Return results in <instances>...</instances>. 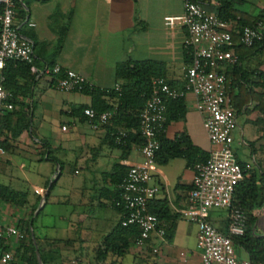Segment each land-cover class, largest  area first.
<instances>
[{
  "label": "crops",
  "instance_id": "obj_1",
  "mask_svg": "<svg viewBox=\"0 0 264 264\" xmlns=\"http://www.w3.org/2000/svg\"><path fill=\"white\" fill-rule=\"evenodd\" d=\"M203 1L208 12L216 13L219 0ZM232 1L236 10L249 16H256L263 8V0ZM14 11L15 29L32 48L35 72L30 71L35 77L29 95L18 96L27 105L24 112H29L30 129L9 141L8 152L28 154V162L44 165L45 169L35 173L33 182L18 180L34 189L31 200L24 205L30 210L20 208L24 210L15 215L18 207L0 204V224L14 225L20 234L17 239L2 241L0 253L9 252L12 264H27L24 259L29 256L30 246L37 264H202L201 250L196 245L198 230L191 220L194 209L186 201L194 167L187 166L182 157L164 163L155 159L149 167V185L157 188L151 202L165 204L167 222L174 226L171 238L152 235L146 247L138 249L130 237L120 255L117 252L121 238L115 236L109 246H103L102 238L112 233L123 217L112 204L118 191L114 180L141 163L140 153L137 146L126 150L112 144L109 129L104 126L91 129L84 113L72 115L70 111L88 107L90 97L79 92L55 95V77L45 72L57 65L76 72L90 87L101 91L112 89L116 83L117 63L155 61L164 66L163 79L171 88L180 89L189 62L183 49L186 32L182 0H14ZM229 49L233 52L232 44ZM240 66L262 74L261 79L255 74L249 77L252 92L262 95L264 52L245 57ZM18 81L25 82L23 78ZM102 101L107 105L115 103L108 96H103ZM183 106V117L165 125L164 139L172 141L182 134L192 146L208 153L211 147L191 94L185 95ZM238 120L243 128L236 138ZM232 138L240 167L257 178L264 177V107L260 100L235 111ZM40 140L54 151L61 168L45 159ZM116 164L123 168L113 176ZM54 166L58 171L65 167L69 177L61 180L59 173L52 176ZM38 202L41 205L35 213L37 220L32 221L34 228L30 224L28 237L20 227L26 221L25 213ZM227 214L226 210H210L206 219L219 233H226ZM255 231L264 235V197ZM152 249L156 252L152 253ZM237 258L247 259L241 248Z\"/></svg>",
  "mask_w": 264,
  "mask_h": 264
},
{
  "label": "built area",
  "instance_id": "obj_2",
  "mask_svg": "<svg viewBox=\"0 0 264 264\" xmlns=\"http://www.w3.org/2000/svg\"><path fill=\"white\" fill-rule=\"evenodd\" d=\"M183 26L186 36L183 49L189 58L184 68L181 89H173L161 77L151 80V91L138 114L137 132L141 138L138 146L142 162L129 167L117 186L118 197L114 206L123 212L120 226L135 227L137 237L133 245L143 249L152 235L163 239L164 225L156 216L147 212V205L153 199L157 188L149 185V167L155 161L159 149L158 135L164 130L166 102L194 97V109L200 115L202 125L210 144L208 159L194 165L192 188L187 194V204L194 209L192 222L197 226L196 245L201 250L202 264H251L247 259H238L233 252L232 237L244 232L245 217L242 208L232 202L234 188L242 180L245 169L237 163L233 153L232 130L235 127V112L225 94L224 68L236 63V55L229 49L232 33L238 35L239 43L252 46L264 32V21L253 26L235 28L232 22L220 20L216 13L205 9L203 0H182ZM14 0H0V70L8 61L21 62L32 67L31 46L23 41L14 28ZM45 72L55 77L54 88L60 92H81L90 88L86 80L71 70L55 65ZM113 91L119 93V84ZM12 95L3 87L0 74V115L11 112ZM84 116L91 129L103 126L114 114V109L97 113L89 108ZM126 131L114 134L113 141L121 145ZM227 211V232L219 233L206 219L209 210ZM20 234L14 225L0 224V243L17 239ZM156 249H152L155 253ZM9 252L0 253V264H12Z\"/></svg>",
  "mask_w": 264,
  "mask_h": 264
},
{
  "label": "trees",
  "instance_id": "obj_3",
  "mask_svg": "<svg viewBox=\"0 0 264 264\" xmlns=\"http://www.w3.org/2000/svg\"><path fill=\"white\" fill-rule=\"evenodd\" d=\"M218 3L219 7L216 10L217 17L222 21L232 22L236 29L242 26H253L258 20L264 21V0L263 8L256 16H249L236 10L233 6L232 0H219ZM231 44L233 47V53L237 57V61L232 65L225 66L223 71L225 78V94L228 103L231 105L234 112L241 110L246 104L255 100H260L264 107V101H262L264 91L262 95L257 96L252 92L249 86L250 76L255 74L257 79H261L262 74L257 73L255 70H245L240 66V63L245 57L258 55L264 52V32L262 33L261 39L256 41L250 47L241 45L239 43L238 35L232 33ZM185 56L188 58L187 54H185ZM0 74L3 77V87L10 91L12 95L11 103L13 105V110L11 112H3L0 115V150L2 152H8L11 149L9 141L15 140L22 132H28L30 129L31 118L29 112H24L27 105L22 103L18 96L25 97L26 95H29L30 86L35 75L31 73L30 65L11 61L4 64L3 68L0 70ZM163 76L164 66L155 61L127 60L119 62L114 67V79L116 83L119 84V93L113 91V89L100 91L92 87H85L79 93L88 95L91 99V104L88 107L81 106L76 110L70 111V113L72 115L80 116L83 115L84 110L89 108L95 110L97 113L114 109L112 117L105 125H103L109 129L108 135L110 142L114 144V134L122 130L126 131V137L121 145H114L126 150L131 146L138 147L141 143V138L137 132L138 114L150 94L151 80L156 77L163 78ZM18 78H23L26 83L19 82ZM103 96L115 99V103L107 105L102 101ZM183 114V98L167 101L164 127L168 122L182 118ZM31 136L35 137L33 134ZM39 142L45 150V159L57 163L59 168H61V163L53 154L54 151H52L43 140H40ZM158 142L159 149L156 152L155 159L162 163L170 158L182 157L185 159L187 166L194 167V165L204 163L208 159V153L192 146L188 142L186 136L182 134L175 137L172 141H168L164 139L162 131L158 135ZM122 168L121 164L114 165L113 176L122 172ZM123 175L117 180L113 179L117 186ZM51 188L52 185L50 186L48 193ZM263 190L264 177L261 176L260 178H257L255 174L245 172L242 180L234 188L232 196L233 204L242 208L245 217L243 235L240 237H232V244L233 247L241 248L244 251L247 260L251 264H264V235H260L255 231V222L260 213V207L264 197ZM116 197H118V191L116 192L115 198ZM116 199H114V201ZM0 200L16 207H24L26 202L23 193L11 190L7 186H0ZM112 204L114 206V203ZM118 209L121 210L120 208ZM34 211L35 208H33L29 214L31 218L24 221L20 227L23 234L28 237L30 235V225L28 223L32 222L35 218V216L32 217ZM147 212L156 216L164 225L165 237L170 239L173 234L174 226L172 223L167 222L168 217L165 204L160 202L152 203L150 201L147 205ZM221 234L225 235L226 233ZM115 236L122 239L121 246L118 248L117 252V254L120 255L122 248L127 245V239L131 237L134 240L135 237H137V230L135 227L123 228L119 223L118 227L112 233L105 235L102 238L103 246L105 248L107 245L109 246L111 239ZM28 253L29 256L27 259H24V261L27 264H37L34 248L32 246L29 247Z\"/></svg>",
  "mask_w": 264,
  "mask_h": 264
},
{
  "label": "rangeland",
  "instance_id": "obj_4",
  "mask_svg": "<svg viewBox=\"0 0 264 264\" xmlns=\"http://www.w3.org/2000/svg\"><path fill=\"white\" fill-rule=\"evenodd\" d=\"M65 92H60V91H56L54 92L55 95L57 96H62ZM76 96L78 97H83V95L81 94H76ZM243 128V125L241 124L240 120H238L237 122V126H236V138L239 137V129ZM55 155V154H54ZM56 155H60L59 153ZM133 155L136 157V154L133 153ZM140 155V154H139ZM141 158V155H140ZM28 154L24 155L23 152H2L0 151V185H4L9 187V189L14 190L16 192H22L24 193V197L26 201H30L31 200V193L34 191V189L32 187H28L25 186L24 184L21 183V181H18L19 179H28L31 182H33L35 179V173H37L38 171H44L45 166L44 165H38L37 163L31 161L28 162ZM141 162H142V158H141ZM25 168V169H24ZM67 169L64 167L61 171H58L56 169V167H53V171H52V176L54 174H60L61 180H63L65 177H69L67 171ZM65 180V179H64ZM30 195V197H29ZM0 204L1 205H5L6 202L3 200H0ZM41 205V202L37 203L35 208V211L33 212V216H35V213L37 212V210L39 209ZM19 209L16 210V214H19V211H22L24 209H20V208H25L30 210V206H24V207H18ZM213 210H219V211H224L223 209H213ZM210 211V210H209ZM208 211V212H209ZM12 214V213H11ZM27 216L25 217V220L30 219V212L25 213ZM208 214V213H207ZM20 216V215H19ZM11 218L13 220L14 217ZM22 218V217H21ZM37 218L34 219V221L36 222ZM35 222H30L28 223L29 225L31 224L32 227H35ZM233 252L234 255L237 258V254H238V248L237 247H233Z\"/></svg>",
  "mask_w": 264,
  "mask_h": 264
},
{
  "label": "water",
  "instance_id": "obj_5",
  "mask_svg": "<svg viewBox=\"0 0 264 264\" xmlns=\"http://www.w3.org/2000/svg\"><path fill=\"white\" fill-rule=\"evenodd\" d=\"M43 199H44V197H43ZM37 261H39L38 256H37Z\"/></svg>",
  "mask_w": 264,
  "mask_h": 264
}]
</instances>
